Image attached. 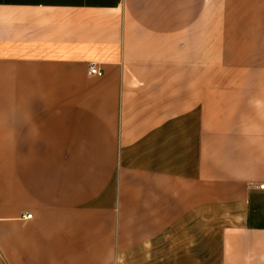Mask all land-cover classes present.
Returning a JSON list of instances; mask_svg holds the SVG:
<instances>
[{"label": "crops", "instance_id": "0c3cea01", "mask_svg": "<svg viewBox=\"0 0 264 264\" xmlns=\"http://www.w3.org/2000/svg\"><path fill=\"white\" fill-rule=\"evenodd\" d=\"M263 183L264 0H0V264H264Z\"/></svg>", "mask_w": 264, "mask_h": 264}, {"label": "built area", "instance_id": "2783aa9c", "mask_svg": "<svg viewBox=\"0 0 264 264\" xmlns=\"http://www.w3.org/2000/svg\"><path fill=\"white\" fill-rule=\"evenodd\" d=\"M90 76H102V72L98 69L97 65L93 64L89 70ZM259 190L264 191V183L258 186ZM32 215H28L26 219H32Z\"/></svg>", "mask_w": 264, "mask_h": 264}]
</instances>
